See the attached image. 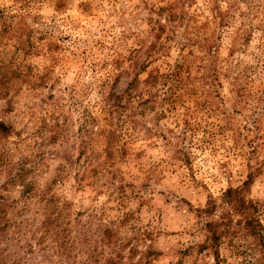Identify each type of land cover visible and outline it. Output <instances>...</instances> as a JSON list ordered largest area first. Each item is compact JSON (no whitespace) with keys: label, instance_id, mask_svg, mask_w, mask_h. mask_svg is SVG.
Segmentation results:
<instances>
[{"label":"clouds","instance_id":"1","mask_svg":"<svg viewBox=\"0 0 264 264\" xmlns=\"http://www.w3.org/2000/svg\"><path fill=\"white\" fill-rule=\"evenodd\" d=\"M0 264H264V0H0Z\"/></svg>","mask_w":264,"mask_h":264}]
</instances>
